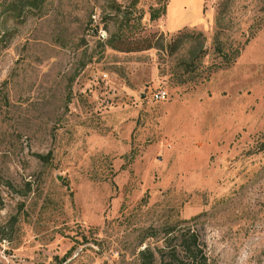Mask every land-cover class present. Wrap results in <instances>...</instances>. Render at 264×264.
I'll list each match as a JSON object with an SVG mask.
<instances>
[{
	"label": "rangeland",
	"instance_id": "rangeland-1",
	"mask_svg": "<svg viewBox=\"0 0 264 264\" xmlns=\"http://www.w3.org/2000/svg\"><path fill=\"white\" fill-rule=\"evenodd\" d=\"M263 12L0 0V264H159L187 227L208 264H264Z\"/></svg>",
	"mask_w": 264,
	"mask_h": 264
},
{
	"label": "trees",
	"instance_id": "trees-1",
	"mask_svg": "<svg viewBox=\"0 0 264 264\" xmlns=\"http://www.w3.org/2000/svg\"><path fill=\"white\" fill-rule=\"evenodd\" d=\"M218 15L219 13L216 15V19ZM248 29L249 35L246 39L254 32L264 29V12L254 19V22ZM185 34L179 33L180 36ZM179 39L180 37H176L174 42H177ZM238 54L239 50L235 49L230 55L224 56L226 57L224 66H230L238 57ZM172 232L173 235H169ZM165 234L169 235L170 238L166 237L163 239L164 246L156 249V257L158 258L159 264H208L203 243L193 229L187 227L184 230L180 229L176 232L172 229H167ZM154 257L155 254L147 248L138 252L139 264H153Z\"/></svg>",
	"mask_w": 264,
	"mask_h": 264
},
{
	"label": "built area",
	"instance_id": "built-area-1",
	"mask_svg": "<svg viewBox=\"0 0 264 264\" xmlns=\"http://www.w3.org/2000/svg\"><path fill=\"white\" fill-rule=\"evenodd\" d=\"M103 80L107 79L105 74L100 75ZM148 97L155 102H162L165 101L167 97V93L164 89H156L154 92L148 93Z\"/></svg>",
	"mask_w": 264,
	"mask_h": 264
}]
</instances>
